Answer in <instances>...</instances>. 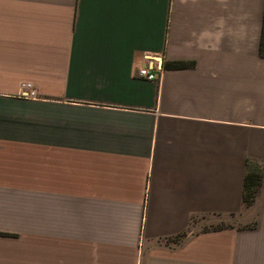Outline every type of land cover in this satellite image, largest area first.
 Segmentation results:
<instances>
[{
    "label": "crops",
    "instance_id": "1",
    "mask_svg": "<svg viewBox=\"0 0 264 264\" xmlns=\"http://www.w3.org/2000/svg\"><path fill=\"white\" fill-rule=\"evenodd\" d=\"M0 264H264V0H0Z\"/></svg>",
    "mask_w": 264,
    "mask_h": 264
},
{
    "label": "built area",
    "instance_id": "2",
    "mask_svg": "<svg viewBox=\"0 0 264 264\" xmlns=\"http://www.w3.org/2000/svg\"><path fill=\"white\" fill-rule=\"evenodd\" d=\"M139 75L148 80H155L157 78V75L154 72L150 71V69L148 68L140 69Z\"/></svg>",
    "mask_w": 264,
    "mask_h": 264
},
{
    "label": "trees",
    "instance_id": "3",
    "mask_svg": "<svg viewBox=\"0 0 264 264\" xmlns=\"http://www.w3.org/2000/svg\"><path fill=\"white\" fill-rule=\"evenodd\" d=\"M254 183V179L252 177H249L247 178L246 180V190L249 189L250 185ZM245 200L248 201V196L246 195L245 196Z\"/></svg>",
    "mask_w": 264,
    "mask_h": 264
}]
</instances>
